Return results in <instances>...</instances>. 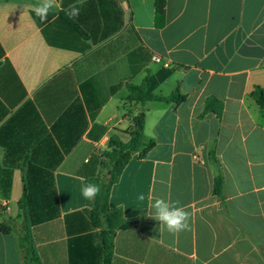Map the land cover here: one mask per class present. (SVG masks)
I'll use <instances>...</instances> for the list:
<instances>
[{"label":"crops","instance_id":"1","mask_svg":"<svg viewBox=\"0 0 264 264\" xmlns=\"http://www.w3.org/2000/svg\"><path fill=\"white\" fill-rule=\"evenodd\" d=\"M38 3L0 0V264H105L109 231L111 264H264V0H167L163 23L155 0H57L46 23ZM142 115L151 148L96 226L81 188ZM157 197L189 230H155Z\"/></svg>","mask_w":264,"mask_h":264},{"label":"trees","instance_id":"2","mask_svg":"<svg viewBox=\"0 0 264 264\" xmlns=\"http://www.w3.org/2000/svg\"><path fill=\"white\" fill-rule=\"evenodd\" d=\"M166 6L167 0H155V7H156V14L161 23L165 20L166 14ZM33 16L35 20L39 18L33 12ZM165 77H159L154 81L153 79L147 78L145 82L137 87V86H130V91L132 94L140 99L150 98L152 95V91L154 90L155 86L161 83ZM251 98L256 102V104L261 108L264 109V88L262 87H255V89L250 94ZM160 101L165 102H179L185 100L184 96H181L179 93L168 97V98H158ZM221 109V108H220ZM208 110H212V101L208 103ZM218 113H221L219 110ZM143 125H144V116H138L135 119V125L132 127L130 131V141L126 144H123L118 141H111L110 146V153L108 154V160L111 165V169L108 172L107 179L97 178L91 181L93 184H98L100 186V193L96 197L95 205L92 210V218L94 220V224L96 226H101L102 222L104 221L107 214L110 212V193L113 186L119 181L121 173L125 166L128 164L131 156L134 153L140 152L141 156H144L147 151L151 148V146L143 148L144 145V136H143ZM223 189V182L221 179L218 180L217 183V192L220 193ZM21 208H24L21 204ZM130 224V223H129ZM128 225V224H127ZM2 231L5 233H9L11 231L10 227H1ZM115 233L113 232H105L104 233V245L106 251V262L105 264H111V258L113 255V237ZM27 242L28 237H26Z\"/></svg>","mask_w":264,"mask_h":264},{"label":"clouds","instance_id":"3","mask_svg":"<svg viewBox=\"0 0 264 264\" xmlns=\"http://www.w3.org/2000/svg\"><path fill=\"white\" fill-rule=\"evenodd\" d=\"M56 2L57 0H40V3L33 6L34 13L41 23H46L49 20V14L56 7ZM68 15L78 16L79 9L71 7ZM100 191L98 184L86 183L81 188V195L88 201H94ZM139 199L144 200L143 194ZM150 208L152 212L149 216L158 222V228L155 230L159 233L166 230L172 235H178L180 232L189 230L191 213L183 206H177L176 202L157 197L152 200Z\"/></svg>","mask_w":264,"mask_h":264},{"label":"built area","instance_id":"4","mask_svg":"<svg viewBox=\"0 0 264 264\" xmlns=\"http://www.w3.org/2000/svg\"><path fill=\"white\" fill-rule=\"evenodd\" d=\"M155 60L160 61L159 58H156ZM195 159L198 160V156L195 155Z\"/></svg>","mask_w":264,"mask_h":264}]
</instances>
